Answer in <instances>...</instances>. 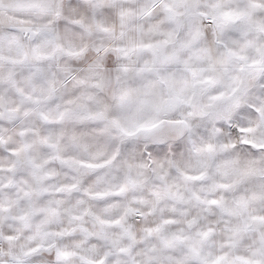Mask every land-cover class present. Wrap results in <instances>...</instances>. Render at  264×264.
I'll return each instance as SVG.
<instances>
[{"label": "snow or ice", "instance_id": "obj_1", "mask_svg": "<svg viewBox=\"0 0 264 264\" xmlns=\"http://www.w3.org/2000/svg\"><path fill=\"white\" fill-rule=\"evenodd\" d=\"M0 264H264V0H0Z\"/></svg>", "mask_w": 264, "mask_h": 264}]
</instances>
